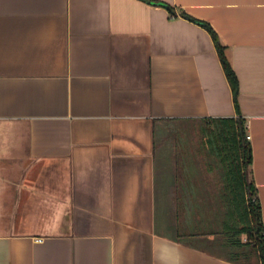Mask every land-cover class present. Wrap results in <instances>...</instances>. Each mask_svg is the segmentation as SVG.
I'll list each match as a JSON object with an SVG mask.
<instances>
[{"label": "crops", "instance_id": "obj_1", "mask_svg": "<svg viewBox=\"0 0 264 264\" xmlns=\"http://www.w3.org/2000/svg\"><path fill=\"white\" fill-rule=\"evenodd\" d=\"M239 114L264 222V0H0V264H239L164 128Z\"/></svg>", "mask_w": 264, "mask_h": 264}, {"label": "trees", "instance_id": "obj_2", "mask_svg": "<svg viewBox=\"0 0 264 264\" xmlns=\"http://www.w3.org/2000/svg\"><path fill=\"white\" fill-rule=\"evenodd\" d=\"M183 13L203 24L212 33L237 104L238 76L226 57L225 45L208 21ZM201 119L207 122V126L201 129L200 135L194 133L198 138L196 155L198 161L211 164L213 171L215 169L219 172L217 198L206 205L212 211L214 207L213 223L217 227L216 231L221 223L222 232L232 247L227 258L239 264H254L252 258L256 256L257 264H264V222L257 187L250 174L252 148L247 137L246 118L239 114ZM186 156L193 158L195 154L188 153ZM182 173L177 170V179ZM177 213L179 218V203ZM243 233L248 235L250 241L243 242L240 239Z\"/></svg>", "mask_w": 264, "mask_h": 264}, {"label": "rangeland", "instance_id": "obj_3", "mask_svg": "<svg viewBox=\"0 0 264 264\" xmlns=\"http://www.w3.org/2000/svg\"><path fill=\"white\" fill-rule=\"evenodd\" d=\"M206 126H207V122L204 119H194V120L185 121V122H181V121L169 122L168 125H166L164 128L168 129V130H172V131H174V130L177 131L178 130V131H181V132L184 131V130H186V131H194V133H197L198 135H200V132H202L201 129L206 127ZM188 141L189 142L187 144H189V145H193V144L197 145L198 144V138H196V137L188 139ZM218 173H219L218 171H215V173L213 172L212 173L213 178H214V176H216L217 180L220 179V178H218L219 177ZM222 210H223V208H222ZM214 211H215V209L213 207V211H211L212 212V216L215 213ZM218 223H219V220H218ZM158 227L161 228V223L156 226V228H158ZM221 227H222L221 223H219L218 229L216 231L217 233H216V236L214 238L215 240H218V242H219L218 243L219 246L217 247V250L219 252L223 253V254L230 255L229 253H230V250L232 249V247L229 244V242L227 241V236L222 232V228ZM240 239L243 242L250 241V239L248 238V235L246 233L241 234ZM252 262L254 264L258 263L256 256H253Z\"/></svg>", "mask_w": 264, "mask_h": 264}, {"label": "built area", "instance_id": "obj_4", "mask_svg": "<svg viewBox=\"0 0 264 264\" xmlns=\"http://www.w3.org/2000/svg\"><path fill=\"white\" fill-rule=\"evenodd\" d=\"M247 137L250 138V134L249 133L247 134Z\"/></svg>", "mask_w": 264, "mask_h": 264}]
</instances>
